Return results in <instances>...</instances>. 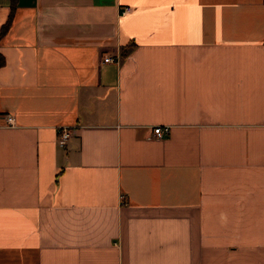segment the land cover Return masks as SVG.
<instances>
[{
	"label": "crops",
	"instance_id": "obj_1",
	"mask_svg": "<svg viewBox=\"0 0 264 264\" xmlns=\"http://www.w3.org/2000/svg\"><path fill=\"white\" fill-rule=\"evenodd\" d=\"M0 52V264H264V0H16Z\"/></svg>",
	"mask_w": 264,
	"mask_h": 264
},
{
	"label": "built area",
	"instance_id": "obj_2",
	"mask_svg": "<svg viewBox=\"0 0 264 264\" xmlns=\"http://www.w3.org/2000/svg\"><path fill=\"white\" fill-rule=\"evenodd\" d=\"M131 10H132L131 6L125 5V6L120 8L119 12L121 14H123V13L130 12ZM103 60L109 61V60H113V58L106 55V56H104ZM168 132H169V126L168 125H155L153 127V133L157 137L164 136ZM71 133H72V127L66 126V125L59 127L58 135H57L58 143L64 144L66 142V140L70 137Z\"/></svg>",
	"mask_w": 264,
	"mask_h": 264
},
{
	"label": "trees",
	"instance_id": "obj_3",
	"mask_svg": "<svg viewBox=\"0 0 264 264\" xmlns=\"http://www.w3.org/2000/svg\"><path fill=\"white\" fill-rule=\"evenodd\" d=\"M15 2L16 0H12L11 4H10V12L9 15L6 19V21L1 25L0 27V36L6 31L11 19H12V15H13V11H14V7H15ZM4 63V57L2 55V53L0 52V66Z\"/></svg>",
	"mask_w": 264,
	"mask_h": 264
}]
</instances>
